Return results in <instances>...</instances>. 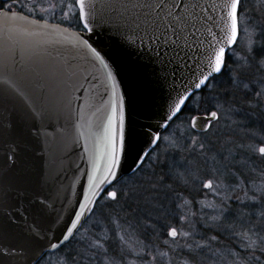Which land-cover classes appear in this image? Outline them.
Masks as SVG:
<instances>
[{
	"label": "snow or ice",
	"instance_id": "1",
	"mask_svg": "<svg viewBox=\"0 0 264 264\" xmlns=\"http://www.w3.org/2000/svg\"><path fill=\"white\" fill-rule=\"evenodd\" d=\"M0 20V264H264V0H0ZM129 51L167 90L154 111L145 87L142 123Z\"/></svg>",
	"mask_w": 264,
	"mask_h": 264
},
{
	"label": "water",
	"instance_id": "2",
	"mask_svg": "<svg viewBox=\"0 0 264 264\" xmlns=\"http://www.w3.org/2000/svg\"><path fill=\"white\" fill-rule=\"evenodd\" d=\"M12 29H22L27 27L24 21H15L9 24ZM7 33L4 30L3 21H0V46L3 45L6 39ZM59 38V37H57ZM112 44L111 40H106V47ZM102 71V70H101ZM158 69L150 61L139 57L133 51H129L125 55V58L121 61L119 67V76L122 79L123 86L126 89L129 96V119L132 122L142 123L145 120V114L143 111V95L145 87L152 89L153 103L155 105L154 111H159L162 109L166 97L167 90L159 85H154L151 83L153 79V73L157 72ZM107 97H105V100ZM95 108L88 109L85 116V124L88 121H94L95 117L92 113ZM51 131V129H49ZM71 135L75 136L79 134V130L70 129ZM48 144H53L54 142L49 141L44 145V150L49 151ZM83 152V149L77 144L75 147L69 143L67 154L61 153L63 158L62 167L57 165L53 169V175L59 172L63 174L60 175V184L62 185L61 201H65L64 211L65 213H70L72 206L75 204L77 198L80 194V179L75 174V167L73 162L76 164L83 163L79 159V155ZM86 187V185H85ZM57 210L61 208V204L57 203Z\"/></svg>",
	"mask_w": 264,
	"mask_h": 264
},
{
	"label": "rangeland",
	"instance_id": "3",
	"mask_svg": "<svg viewBox=\"0 0 264 264\" xmlns=\"http://www.w3.org/2000/svg\"><path fill=\"white\" fill-rule=\"evenodd\" d=\"M248 4H249V8L250 9H258L259 7V0H248ZM243 43V40L241 41V44ZM197 199H204V197H197ZM215 201V198L209 194L207 196V199H206V203H213ZM191 211H195V212H199L200 209H199V205H196L195 202H194V205L191 209ZM206 212H208L209 214H211V209H205ZM239 223V222H237ZM164 239H167V237H164ZM129 243L133 245V247H135V244L132 240H129ZM160 251H163V252H166L168 250H165V248H160ZM171 255V253H170ZM131 259V257H130ZM231 260V257H228L226 254L224 257L220 258L219 260H216L215 261V264H228V262ZM159 264H166V261H160Z\"/></svg>",
	"mask_w": 264,
	"mask_h": 264
},
{
	"label": "flooded vegetation",
	"instance_id": "4",
	"mask_svg": "<svg viewBox=\"0 0 264 264\" xmlns=\"http://www.w3.org/2000/svg\"><path fill=\"white\" fill-rule=\"evenodd\" d=\"M9 2H11V0H9ZM12 12H14V13H20V15L25 16V17H27V15H28V13H27L26 11L21 12V10H20L19 7H13V8H12ZM36 18H37V17H32V19H36ZM0 21H2V20H0ZM49 22H50L51 24H53V25L60 24V18H59V15H58L55 19H51ZM62 27H64V28H68L69 26H68L67 24H64V25H62ZM71 30H72V31H77L78 29L72 28Z\"/></svg>",
	"mask_w": 264,
	"mask_h": 264
},
{
	"label": "trees",
	"instance_id": "5",
	"mask_svg": "<svg viewBox=\"0 0 264 264\" xmlns=\"http://www.w3.org/2000/svg\"><path fill=\"white\" fill-rule=\"evenodd\" d=\"M161 248H163V247H161ZM165 248V250H168L166 247H164Z\"/></svg>",
	"mask_w": 264,
	"mask_h": 264
}]
</instances>
